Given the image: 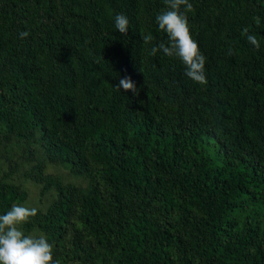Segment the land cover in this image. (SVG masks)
Returning a JSON list of instances; mask_svg holds the SVG:
<instances>
[{"label":"trees","instance_id":"trees-1","mask_svg":"<svg viewBox=\"0 0 264 264\" xmlns=\"http://www.w3.org/2000/svg\"><path fill=\"white\" fill-rule=\"evenodd\" d=\"M190 3L203 85L150 55L164 0H0V215L34 183L60 264H264V0Z\"/></svg>","mask_w":264,"mask_h":264},{"label":"clouds","instance_id":"clouds-1","mask_svg":"<svg viewBox=\"0 0 264 264\" xmlns=\"http://www.w3.org/2000/svg\"><path fill=\"white\" fill-rule=\"evenodd\" d=\"M166 8L156 15L155 20L159 30L168 36V44L160 43L150 49V55L162 50L168 57H178L185 65V75L193 82L206 84L205 75L206 58L200 51L198 43L190 33L186 13L193 10L190 0H164ZM183 8V11L181 10ZM129 19L124 14L114 17V26L122 34H127ZM243 32L254 47L259 48L260 42L256 36L249 33L247 28ZM27 31H21L19 37L26 38ZM145 44L153 40L151 34H141ZM229 55L232 54L229 50ZM117 89L131 90L138 94V89L131 77L124 76L115 86ZM37 208L24 205H12L10 210L0 215V264H60L53 259V245L48 242L45 235H25L19 225L27 222L37 215Z\"/></svg>","mask_w":264,"mask_h":264},{"label":"rangeland","instance_id":"rangeland-1","mask_svg":"<svg viewBox=\"0 0 264 264\" xmlns=\"http://www.w3.org/2000/svg\"><path fill=\"white\" fill-rule=\"evenodd\" d=\"M47 172H60L61 175L66 180H70L75 184H83V180L80 178L70 177L66 175L65 169L59 166H48L46 168ZM22 188L26 191L25 200L23 202L17 203L16 205H24L26 207H37L39 205L43 206L48 201V197L41 198L40 201L37 200V186L34 183H31L29 180H25L22 182Z\"/></svg>","mask_w":264,"mask_h":264}]
</instances>
